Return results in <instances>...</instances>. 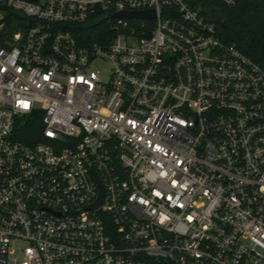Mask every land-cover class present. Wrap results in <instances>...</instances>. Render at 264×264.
Masks as SVG:
<instances>
[{"label":"built area","instance_id":"1","mask_svg":"<svg viewBox=\"0 0 264 264\" xmlns=\"http://www.w3.org/2000/svg\"><path fill=\"white\" fill-rule=\"evenodd\" d=\"M196 4L0 0V264H264V67Z\"/></svg>","mask_w":264,"mask_h":264},{"label":"trees","instance_id":"2","mask_svg":"<svg viewBox=\"0 0 264 264\" xmlns=\"http://www.w3.org/2000/svg\"><path fill=\"white\" fill-rule=\"evenodd\" d=\"M197 6L213 22L216 23L219 35L226 43L235 44L244 53L250 55L264 67V0H196ZM2 8H7L2 6ZM30 18L20 12L8 9L2 21L3 30L10 29L11 38L20 26L27 25ZM100 23V25H102ZM4 35V34H3ZM3 35L0 39L3 41ZM85 36V37H84ZM82 42L100 39L89 31L79 37ZM41 115H35L25 121L17 131V137L29 144L47 142L43 136Z\"/></svg>","mask_w":264,"mask_h":264},{"label":"water","instance_id":"3","mask_svg":"<svg viewBox=\"0 0 264 264\" xmlns=\"http://www.w3.org/2000/svg\"><path fill=\"white\" fill-rule=\"evenodd\" d=\"M124 15L128 17H135V18H147L151 19L155 16L154 10H147V11H141V12H119L115 14V16ZM100 187H101V196L99 200L91 205V208H98L102 204V185L99 181Z\"/></svg>","mask_w":264,"mask_h":264},{"label":"rangeland","instance_id":"4","mask_svg":"<svg viewBox=\"0 0 264 264\" xmlns=\"http://www.w3.org/2000/svg\"><path fill=\"white\" fill-rule=\"evenodd\" d=\"M94 67L96 69H104V68H109L110 64L106 61L99 60L94 64Z\"/></svg>","mask_w":264,"mask_h":264}]
</instances>
